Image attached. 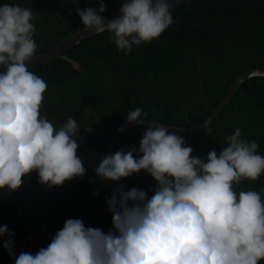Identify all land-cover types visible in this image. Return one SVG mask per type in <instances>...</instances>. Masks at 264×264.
<instances>
[{
  "label": "clouds",
  "instance_id": "9594fccd",
  "mask_svg": "<svg viewBox=\"0 0 264 264\" xmlns=\"http://www.w3.org/2000/svg\"><path fill=\"white\" fill-rule=\"evenodd\" d=\"M78 4V0H75ZM173 0H124L118 18L109 20L105 0L76 11L83 29L108 33L117 50L151 43L173 24ZM35 16L19 4L0 5V189L19 190L25 177L38 173L48 187L85 177L78 153V121L56 128L40 113L46 81L30 71L37 50ZM137 107L126 124L146 122ZM138 150L103 156L95 173L115 182L106 205L113 229L86 226L69 218L46 247L21 252L15 264H259L264 260V198L256 190L236 191L242 180L264 174L258 143L242 139V129L226 137L219 154L194 156L186 139L165 124L147 123ZM206 134L212 129L204 122ZM140 155H134V153ZM144 171L157 182L150 191L120 183ZM264 192V189L261 190ZM99 195V190L93 193ZM15 235L0 226L3 247L15 256Z\"/></svg>",
  "mask_w": 264,
  "mask_h": 264
},
{
  "label": "trees",
  "instance_id": "16d2710c",
  "mask_svg": "<svg viewBox=\"0 0 264 264\" xmlns=\"http://www.w3.org/2000/svg\"><path fill=\"white\" fill-rule=\"evenodd\" d=\"M123 3L105 0L107 10L102 15L119 12ZM3 4H19L33 11L35 54H42L72 28L83 27L77 7L98 8L99 0H78V4L75 0H0ZM172 16L173 24L159 38L134 46L131 54L117 50L105 32L46 65L28 64L48 85L41 115L56 128L68 118L78 121L77 154L83 157L87 173L62 186L43 188L49 219L41 220L36 228L33 220L44 211L35 199H28L42 187L38 173L25 177L19 190L0 189V226L7 225L15 233L11 237L15 256L3 247L5 237H0V264H15L21 252L34 254L46 247L69 218H80L86 226L105 233L113 229L105 198H110L118 184L102 181L94 168L103 156L121 149L138 150L147 126L128 124L123 132L118 131L130 111L141 108L148 123L199 125L241 76L264 70V0H192L172 9ZM209 126L211 136L205 129L177 131L193 148L194 156L207 160L210 151L219 154L236 128L242 129V139L256 141L258 153L264 155V77L246 81ZM120 183L126 190L139 187L149 197L157 184L144 171ZM235 188L237 192L256 190L264 198V174L255 181L242 180ZM97 190L99 195L94 196Z\"/></svg>",
  "mask_w": 264,
  "mask_h": 264
},
{
  "label": "water",
  "instance_id": "95a60500",
  "mask_svg": "<svg viewBox=\"0 0 264 264\" xmlns=\"http://www.w3.org/2000/svg\"><path fill=\"white\" fill-rule=\"evenodd\" d=\"M192 0H173V9L177 8L179 6H182L184 4L190 3ZM121 15L120 11L106 17L109 20L118 18ZM83 27L80 28H72L71 33H69L66 37H64L62 40H60L58 43H56L51 49H49L47 52L42 53V54H35L34 58L32 59L31 62H29V65H46L47 63L52 62L53 60L60 58L63 56L65 52L68 50L72 49L73 47L77 46L80 44L82 41L97 35L94 32L87 31L83 29ZM254 77H264V70L258 69V70H253L250 72H247L243 76H241L236 82H234L226 97L223 99V101L216 107L212 109V114L210 117L205 121L210 124L214 119H216L219 114L228 106V104L231 102L235 94L238 92L240 87L249 79L254 78ZM148 122L141 123V124H133V126L136 125H143V126H148ZM204 123V122H203ZM199 124V125H191L189 127H181V126H170L166 125L165 126L169 130H176V131H183V132H194V131H199L204 129V124ZM118 139V136L115 138L114 142H116ZM113 142V143H114ZM112 146V145H111ZM259 264H264V260H261Z\"/></svg>",
  "mask_w": 264,
  "mask_h": 264
},
{
  "label": "rangeland",
  "instance_id": "374dc122",
  "mask_svg": "<svg viewBox=\"0 0 264 264\" xmlns=\"http://www.w3.org/2000/svg\"><path fill=\"white\" fill-rule=\"evenodd\" d=\"M46 186L47 185H44V184H42V187L40 188V189H38V190H36L33 194H32V196H34V194H35V196L32 198V196L28 199L29 200V202H31V201H33V199H35V201H36V204H38V205H42V206H40V209L42 210V213H43V211H44V213H43V215L42 216H40V217H36V218H34V220H33V226H34V228H36L37 227V224L39 225L40 224V221L42 220V221H48V219H49V213H48V211H47V207L45 206V204H44V197H43V188H46ZM48 187V186H47ZM28 202V203H29ZM28 206V205H27ZM29 210V209H28Z\"/></svg>",
  "mask_w": 264,
  "mask_h": 264
}]
</instances>
